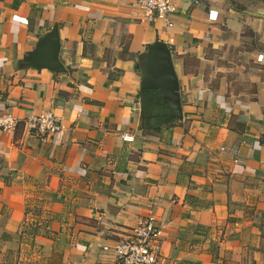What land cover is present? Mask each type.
I'll list each match as a JSON object with an SVG mask.
<instances>
[{
    "label": "crops",
    "instance_id": "1",
    "mask_svg": "<svg viewBox=\"0 0 264 264\" xmlns=\"http://www.w3.org/2000/svg\"><path fill=\"white\" fill-rule=\"evenodd\" d=\"M0 0V264H107L140 218L158 264H264V0ZM57 26L65 73L22 67ZM171 50L182 120L141 125L138 54ZM51 111L63 132L25 126ZM127 134L132 140L120 138Z\"/></svg>",
    "mask_w": 264,
    "mask_h": 264
},
{
    "label": "built area",
    "instance_id": "2",
    "mask_svg": "<svg viewBox=\"0 0 264 264\" xmlns=\"http://www.w3.org/2000/svg\"><path fill=\"white\" fill-rule=\"evenodd\" d=\"M133 6L138 10V19L141 22L152 24L161 23L165 28H173L175 5L173 0H133ZM19 122L11 112L0 113V131L10 132ZM29 130L47 137L60 134L63 127L60 118L51 111L30 115L25 120ZM123 141H131L132 137L121 134ZM264 141V138L262 139ZM167 226V221L149 214L137 221L129 237L113 242L111 246L103 245L101 250L110 253L112 258L107 264H158L160 254V237Z\"/></svg>",
    "mask_w": 264,
    "mask_h": 264
},
{
    "label": "water",
    "instance_id": "3",
    "mask_svg": "<svg viewBox=\"0 0 264 264\" xmlns=\"http://www.w3.org/2000/svg\"><path fill=\"white\" fill-rule=\"evenodd\" d=\"M60 40L57 26H53L40 37L36 46L22 59L23 68L47 70L51 73H65L66 69L59 58ZM135 72L140 78L139 109L140 122L144 117L142 104L145 94L155 91L161 101L169 108L167 121H181L182 110L179 95V84L171 57L169 46L163 41L147 45L138 54Z\"/></svg>",
    "mask_w": 264,
    "mask_h": 264
},
{
    "label": "flooded vegetation",
    "instance_id": "4",
    "mask_svg": "<svg viewBox=\"0 0 264 264\" xmlns=\"http://www.w3.org/2000/svg\"><path fill=\"white\" fill-rule=\"evenodd\" d=\"M158 97L154 94V93H147L144 96L143 102L142 104H144V119L142 120L141 125L144 127H148V128H155L157 126V124L160 121H163L164 119H166V116H162V115H156L153 112H151V110H149L148 108V103H152L154 101H157Z\"/></svg>",
    "mask_w": 264,
    "mask_h": 264
},
{
    "label": "trees",
    "instance_id": "5",
    "mask_svg": "<svg viewBox=\"0 0 264 264\" xmlns=\"http://www.w3.org/2000/svg\"><path fill=\"white\" fill-rule=\"evenodd\" d=\"M151 92L154 93L158 97V100L154 101L152 103L151 102L148 103L147 106H148L149 110H151V112H153L156 115H162V116L164 115L167 117L168 113L170 111L168 106L161 101L160 96L157 92L152 91V90H151ZM151 92H148V93H151ZM173 122L174 121H167V118H166L163 121H160L157 125H166V124H171Z\"/></svg>",
    "mask_w": 264,
    "mask_h": 264
}]
</instances>
